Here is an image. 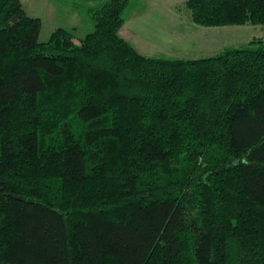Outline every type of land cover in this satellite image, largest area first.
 Instances as JSON below:
<instances>
[{
    "label": "trees",
    "instance_id": "obj_1",
    "mask_svg": "<svg viewBox=\"0 0 264 264\" xmlns=\"http://www.w3.org/2000/svg\"><path fill=\"white\" fill-rule=\"evenodd\" d=\"M130 0L41 41L0 0V263L264 264V41L140 53ZM201 26L264 25V0H188Z\"/></svg>",
    "mask_w": 264,
    "mask_h": 264
},
{
    "label": "rangeland",
    "instance_id": "obj_2",
    "mask_svg": "<svg viewBox=\"0 0 264 264\" xmlns=\"http://www.w3.org/2000/svg\"><path fill=\"white\" fill-rule=\"evenodd\" d=\"M101 1L23 0V4L30 16L42 20L41 41L49 40L59 27L72 31L79 40L94 30L87 13L81 9ZM187 1L130 0L120 33L140 53L167 59L212 57L231 48L245 47L254 40L264 41V25L207 27L195 24Z\"/></svg>",
    "mask_w": 264,
    "mask_h": 264
},
{
    "label": "crops",
    "instance_id": "obj_3",
    "mask_svg": "<svg viewBox=\"0 0 264 264\" xmlns=\"http://www.w3.org/2000/svg\"><path fill=\"white\" fill-rule=\"evenodd\" d=\"M64 28V27H63Z\"/></svg>",
    "mask_w": 264,
    "mask_h": 264
}]
</instances>
